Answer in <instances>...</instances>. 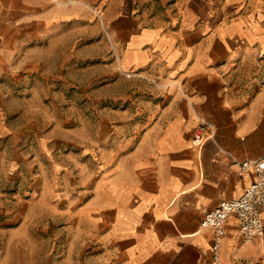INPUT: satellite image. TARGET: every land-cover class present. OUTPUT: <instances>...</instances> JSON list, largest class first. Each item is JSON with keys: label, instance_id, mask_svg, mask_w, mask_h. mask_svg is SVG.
Returning <instances> with one entry per match:
<instances>
[{"label": "crops", "instance_id": "crops-1", "mask_svg": "<svg viewBox=\"0 0 264 264\" xmlns=\"http://www.w3.org/2000/svg\"><path fill=\"white\" fill-rule=\"evenodd\" d=\"M98 23L130 85L124 137L68 155L82 238L107 263L210 264L200 219L252 181L240 161L264 154V0H0V94L36 69L52 27ZM235 225L215 264H264V235L241 243Z\"/></svg>", "mask_w": 264, "mask_h": 264}, {"label": "rangeland", "instance_id": "rangeland-1", "mask_svg": "<svg viewBox=\"0 0 264 264\" xmlns=\"http://www.w3.org/2000/svg\"><path fill=\"white\" fill-rule=\"evenodd\" d=\"M119 47L100 23L57 25L40 54L29 57L36 69L6 78L10 92L0 94V264H113L105 261L104 247L82 238L66 197H74L77 182L68 155L119 142L126 133L130 80Z\"/></svg>", "mask_w": 264, "mask_h": 264}, {"label": "built area", "instance_id": "built-area-1", "mask_svg": "<svg viewBox=\"0 0 264 264\" xmlns=\"http://www.w3.org/2000/svg\"><path fill=\"white\" fill-rule=\"evenodd\" d=\"M212 124L201 121L193 131L194 145H201L208 138ZM239 169L251 171L252 181L236 198L220 199L217 205L204 212L200 219V228L211 230V263L218 260L220 239L225 234L224 224L230 215L236 217L237 237L241 243L264 235V154L257 158L243 159Z\"/></svg>", "mask_w": 264, "mask_h": 264}]
</instances>
